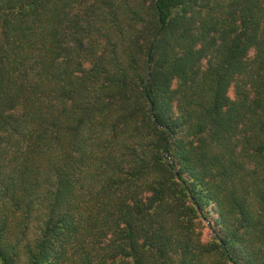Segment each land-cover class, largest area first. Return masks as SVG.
I'll return each mask as SVG.
<instances>
[{
  "label": "trees",
  "instance_id": "1",
  "mask_svg": "<svg viewBox=\"0 0 264 264\" xmlns=\"http://www.w3.org/2000/svg\"><path fill=\"white\" fill-rule=\"evenodd\" d=\"M0 264H264V0H0Z\"/></svg>",
  "mask_w": 264,
  "mask_h": 264
},
{
  "label": "rangeland",
  "instance_id": "2",
  "mask_svg": "<svg viewBox=\"0 0 264 264\" xmlns=\"http://www.w3.org/2000/svg\"><path fill=\"white\" fill-rule=\"evenodd\" d=\"M231 95H233L232 92H231ZM209 236H210V232L207 230V231L205 232V238H206V239H209Z\"/></svg>",
  "mask_w": 264,
  "mask_h": 264
}]
</instances>
